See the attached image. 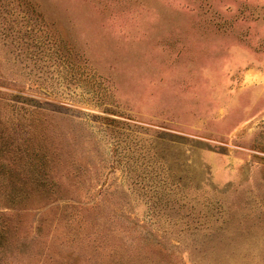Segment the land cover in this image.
<instances>
[{"label": "rangeland", "instance_id": "374dc122", "mask_svg": "<svg viewBox=\"0 0 264 264\" xmlns=\"http://www.w3.org/2000/svg\"><path fill=\"white\" fill-rule=\"evenodd\" d=\"M0 264H264V0H0Z\"/></svg>", "mask_w": 264, "mask_h": 264}, {"label": "trees", "instance_id": "16d2710c", "mask_svg": "<svg viewBox=\"0 0 264 264\" xmlns=\"http://www.w3.org/2000/svg\"><path fill=\"white\" fill-rule=\"evenodd\" d=\"M3 243H4V240H3V234H2V232L0 231V250H1L2 246H3Z\"/></svg>", "mask_w": 264, "mask_h": 264}]
</instances>
